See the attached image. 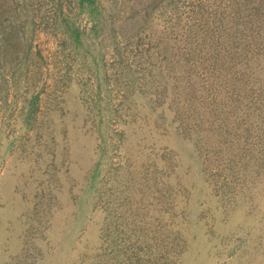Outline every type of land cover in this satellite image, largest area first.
<instances>
[{
	"label": "rangeland",
	"instance_id": "obj_1",
	"mask_svg": "<svg viewBox=\"0 0 264 264\" xmlns=\"http://www.w3.org/2000/svg\"><path fill=\"white\" fill-rule=\"evenodd\" d=\"M0 264H264V0H0Z\"/></svg>",
	"mask_w": 264,
	"mask_h": 264
}]
</instances>
